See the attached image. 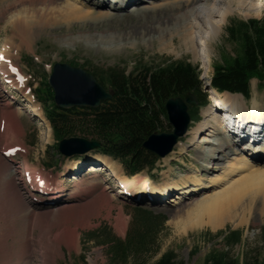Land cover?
<instances>
[{
	"label": "rangeland",
	"instance_id": "rangeland-1",
	"mask_svg": "<svg viewBox=\"0 0 264 264\" xmlns=\"http://www.w3.org/2000/svg\"><path fill=\"white\" fill-rule=\"evenodd\" d=\"M65 1L75 2L76 5L84 2L88 6L92 3L88 0H50L47 10L53 13V23H43L40 28L34 25L29 29L32 40L28 46L21 44L24 41L15 34L14 24L18 18H26L36 11L40 14L42 6L37 0H0V53L8 48L4 54L17 69L19 76V79L10 77L17 89H11L0 82V94L9 102L7 107L0 102V108L12 113L6 114L5 132L0 136V264H154L167 251H174L176 261L183 264H204L206 256L212 251H226L231 257L237 258L240 264H244L246 259L260 260L264 254V199L255 204L258 207L252 216L246 214L242 225L235 227L227 221L216 230L205 226L190 227L191 229L180 227L179 220L183 219L180 211L190 207L196 199L186 200L182 206H174L173 202L179 192L174 190L167 200L160 202L152 198L148 202H137L129 197L114 196V190H111L115 189L114 183L103 173L105 163L98 161L101 156L97 151L70 157L59 154L57 140L43 115V105L33 96L37 90L45 89L43 83L47 81L56 62L68 63L92 74L96 72L97 75L93 74L96 80L108 89L112 87L107 81L98 79L99 73L105 74V71L113 68L130 73L140 65L159 67L185 60L200 71V78L205 84L203 92L208 95V104L200 109L199 119H195L188 129L192 131L203 120L202 113L210 104L216 108L209 97L213 89L209 81H204V77L211 78L213 64L221 63L224 56L234 57L239 52L238 45L227 37V27L231 21L247 22L253 19L264 22V0H260L259 14L234 10L227 16L221 33L208 42V63L200 55L195 57L178 40L174 41V46H164L154 40L159 33L151 29V24L172 26L175 16L166 12L147 15L138 9L142 7L150 10L152 5H160L163 0H136L140 7H137L135 15L132 14L133 8L129 6L122 11L113 9L117 0H109L107 6L99 5L95 8L102 14H116L117 18L109 22L73 20L71 12L66 10ZM83 10L92 12L89 9ZM138 32L140 35H135ZM12 95L16 99L18 97V100H12ZM236 95H239L244 108L252 110L255 106L252 102L256 101L258 113L264 116L263 81L251 79L250 98ZM28 100L41 111L46 124H41L38 116L32 117L25 110ZM36 118L42 126L36 123ZM244 125L243 130H251L250 134L257 137L259 131H254L252 119L245 121ZM160 131L171 132L172 127L167 126L164 121V128ZM220 131L234 139L233 151L240 150L241 145L247 143L243 137L242 142L235 136L231 137V130L226 129L223 132L218 130L216 137H223ZM233 131L237 134L238 130L234 128ZM260 131L264 133L261 127ZM206 133L207 131L202 130L197 136L201 139L202 136L206 137ZM258 135L264 139V134ZM75 136L91 139L90 136L79 133ZM181 139V145L174 146L171 158H160L153 170L143 169L135 176L151 178L168 185L174 183L179 188L198 179L206 183L212 175L219 173L217 169L204 167L206 158H201V150L197 148L200 144L189 145L191 133ZM17 140L20 141L13 143ZM4 146L20 147L11 156L13 161L10 160L11 157L4 156ZM217 156L221 157L222 153L217 152ZM105 159L119 174L129 176L120 160L112 157ZM220 161L222 160H218ZM95 164L97 169L94 173H88L91 165ZM21 175L29 178L33 175L46 177V183L54 187L63 178L65 185L56 198L48 196L50 199H47L44 195L45 198L40 200L29 197L22 189L17 180ZM223 187L222 184L216 190ZM28 189L31 191V187ZM215 191L211 190L206 194ZM243 196L240 197L239 206L246 207L250 201L249 196ZM231 200L236 203V197H231ZM139 208L163 216L164 222L162 225L154 223L155 227H149L152 228V238L142 249L135 252L129 248L122 255L117 248L124 247L128 242L137 244L146 228L144 224L147 219L138 215ZM192 222L194 223L193 220ZM234 230L241 231V242L228 246L223 239L224 234ZM136 246L138 245L131 247Z\"/></svg>",
	"mask_w": 264,
	"mask_h": 264
},
{
	"label": "bare ground",
	"instance_id": "bare-ground-1",
	"mask_svg": "<svg viewBox=\"0 0 264 264\" xmlns=\"http://www.w3.org/2000/svg\"><path fill=\"white\" fill-rule=\"evenodd\" d=\"M37 1L38 4L42 6L40 8V14L36 11L33 15L26 18H18L14 24L15 34L21 36L24 41L21 44L25 43L28 46L32 40V36L28 31L29 29L33 28L34 25L40 28L43 23H53V13L47 10V5L50 0ZM80 1L83 2V0ZM88 1L92 2L89 4L90 6L85 5L84 2L81 5H76L75 2L65 1L66 10L71 12V19L78 21L103 20L109 22L117 18L116 14L107 12L102 14L100 11L95 10L99 5L107 6L109 0ZM260 4V0H163L160 5H152L150 10H148V8H139L140 3H137L136 0H117L112 8L122 11L129 6L133 8L132 14L134 15L137 14L138 11H144L147 15L157 14L159 12L173 14L175 16V22L172 26L166 25L161 27L158 24H151V29L159 33V36L154 40L160 44L162 43L164 46H174V41L178 40L181 46L193 53L195 57L200 55V58L203 61L206 59L208 63L210 60L208 42L221 33L227 16L234 10L245 12L252 11L253 14H259L261 8ZM137 7L139 8L138 11L136 10ZM82 8L92 10V12H86ZM136 34H139V32L135 33V35ZM100 37L102 36L100 35ZM120 37H123V35H120ZM7 49L8 48H5L4 51L0 53V82L8 81L7 85L12 89L17 86L15 87L14 83L9 79L12 77L11 75H13L10 69L14 67L4 54L7 52ZM204 78L207 79L208 77L205 76ZM209 97L214 104L219 107H214L218 109V111L215 112V109L210 104L202 113L203 120L197 124L194 130H189L186 134L190 135L191 133L192 136L189 145L200 144L197 148L201 150L199 151L201 158H206L204 160V167L217 169L216 171L219 170V173L212 175L206 183L198 179L190 183V185H182L178 188V185L174 183L168 185L152 181L145 177L134 176L128 178L122 176L115 167L113 168L112 165L107 163L105 159L107 157L103 156L98 160L100 163H105L102 169L104 170L103 173L106 174L108 178L114 180V185H119L117 186L118 189L115 190L114 196L123 193L124 197L128 196L131 200L137 202L150 201V198L160 202L162 200H167L173 190L176 192L179 191L176 201L173 202L174 206H182L185 204L186 200L196 199L194 204L180 211L183 219L179 220L181 223L179 226L185 228L205 226L211 230H216L227 221L231 222L234 226H238L245 222L247 213L251 216L255 213V209L258 207L257 205L255 206V204L264 199V139H262L261 143L254 146L250 143H245L241 145L240 150L236 149L233 151L232 145L235 144L234 139H230L227 137L229 135L226 133L223 134L221 131L220 133L223 137H216V132L218 130H222V132L225 129L229 130L223 125L224 121L227 119H230V121L236 119L235 122L238 126H241V128L245 126V121H251L252 119L254 131H259L258 134H264L260 131V127L262 126L261 123H264V116L258 113L257 103L254 100L252 104L255 106H253L251 110L243 107L241 100H239V95L236 94L218 93L212 90L209 93ZM14 98L16 100V97ZM25 110L32 116H38L41 120V124H46L41 112L36 108L33 102L28 100V105L25 106ZM202 130L207 131L206 137L202 136L201 139H199L200 137L197 135ZM208 137L213 139L209 140ZM242 137L247 138V136ZM178 144L181 145L180 142H178ZM226 144H228V146ZM238 144H240V141ZM181 149L183 150V147H181ZM227 149H230V151ZM217 152L222 153V156L218 157ZM173 153L174 151L171 152L170 156L163 159L168 160ZM256 157H260V159H256ZM218 160L222 161L218 162ZM96 169L97 167L91 166L88 173H94ZM242 172H247V174H241ZM235 176L238 177L234 178ZM36 184H38V186L44 185L31 181L32 188L36 190L39 188L35 186ZM58 184H61L62 187L54 188L50 183L46 184L48 187L44 188V192H47L48 195L53 192L55 194L53 197L56 198V195H58L61 190L63 191V178H61ZM222 184L224 187L220 190H216V188L220 187ZM211 190L216 191L206 194ZM32 191L35 192L34 190ZM33 192H30L29 196H36ZM242 195H244L243 197L246 195L249 196L248 200L250 201L246 207L245 205L239 206L240 197ZM231 197H236V203L231 200Z\"/></svg>",
	"mask_w": 264,
	"mask_h": 264
},
{
	"label": "trees",
	"instance_id": "trees-1",
	"mask_svg": "<svg viewBox=\"0 0 264 264\" xmlns=\"http://www.w3.org/2000/svg\"><path fill=\"white\" fill-rule=\"evenodd\" d=\"M227 37L238 45L239 52L234 57L224 56L221 63L213 64L211 87L219 92L241 94L250 98V81L258 78L264 82V22L259 20L231 21L227 27ZM141 66V65H140ZM130 73L122 69H110L99 73L98 79L107 81L115 93L111 100L99 108L58 109L53 103L52 91L44 82V90L36 91V99L43 103L44 115L48 119L57 141L76 134L90 136L102 144L100 152L119 159L130 174L152 168L157 156L143 148V141L154 131L164 128L167 120L164 105L170 97L185 96L191 92L198 105L191 106L190 112L199 119V110L207 104V93L200 78V71L187 61L169 63L165 66L142 65ZM93 74L97 75L96 72ZM49 105V106H48ZM119 134L122 140L113 142L111 138ZM138 215L145 217L146 228L137 244L126 243L117 248L120 254L132 248L135 252L150 242V233L155 224L162 225L163 216L152 211L138 209ZM224 232H222L223 234ZM241 231L224 234L226 245L234 246L241 242ZM264 245V234L262 239ZM132 245H138L131 247ZM174 251H167L154 264H183L176 261ZM204 264H240L237 258L226 251H212ZM244 264H264V254L260 260L246 259Z\"/></svg>",
	"mask_w": 264,
	"mask_h": 264
},
{
	"label": "water",
	"instance_id": "water-1",
	"mask_svg": "<svg viewBox=\"0 0 264 264\" xmlns=\"http://www.w3.org/2000/svg\"><path fill=\"white\" fill-rule=\"evenodd\" d=\"M53 90L55 105L60 109L73 107L98 108L102 102L110 100L114 94L112 88L106 89L94 77L80 67L64 62H56L48 79ZM196 97L187 93L184 97L169 98L164 107L172 126L171 132L154 131L142 143V146L159 157H165L184 136L191 122L190 106L197 105ZM121 135L112 137V141L121 140ZM101 143L84 137L63 138L58 143V151L66 157L83 155L98 149Z\"/></svg>",
	"mask_w": 264,
	"mask_h": 264
},
{
	"label": "crops",
	"instance_id": "crops-1",
	"mask_svg": "<svg viewBox=\"0 0 264 264\" xmlns=\"http://www.w3.org/2000/svg\"><path fill=\"white\" fill-rule=\"evenodd\" d=\"M6 114H12L9 113L7 111H5V109L0 108V136H2L5 132V127L3 129H1L2 124H4V126L6 125ZM19 129V128H18ZM20 140H17V142H13V143H18ZM5 147V146H4Z\"/></svg>",
	"mask_w": 264,
	"mask_h": 264
}]
</instances>
